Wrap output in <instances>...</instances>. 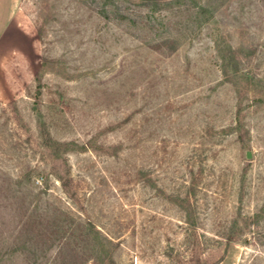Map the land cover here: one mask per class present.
Masks as SVG:
<instances>
[{
  "label": "rangeland",
  "instance_id": "1",
  "mask_svg": "<svg viewBox=\"0 0 264 264\" xmlns=\"http://www.w3.org/2000/svg\"><path fill=\"white\" fill-rule=\"evenodd\" d=\"M9 8L0 241L25 198L102 264H264V0H21L16 39Z\"/></svg>",
  "mask_w": 264,
  "mask_h": 264
},
{
  "label": "trees",
  "instance_id": "2",
  "mask_svg": "<svg viewBox=\"0 0 264 264\" xmlns=\"http://www.w3.org/2000/svg\"><path fill=\"white\" fill-rule=\"evenodd\" d=\"M145 4L159 3L160 0H139ZM166 42H175L174 40ZM163 45V44H162ZM172 50L169 52V54ZM37 98L41 96V85L36 91ZM42 181H45L42 179ZM14 205V204H13ZM9 214V230L3 233L0 241V264H7L15 255H23L25 264H102L98 255H85L81 252L80 244L91 243V232L98 233L92 223H88L89 230L82 225L80 234L77 235L76 228L68 225L57 216H50L49 210L44 211L38 205L31 208V202L25 198ZM7 224V223H6ZM100 241V240H99ZM107 262L112 261V254L106 249L104 241L101 245ZM55 248L53 258L49 257V251ZM49 259H51L49 261Z\"/></svg>",
  "mask_w": 264,
  "mask_h": 264
},
{
  "label": "crops",
  "instance_id": "3",
  "mask_svg": "<svg viewBox=\"0 0 264 264\" xmlns=\"http://www.w3.org/2000/svg\"><path fill=\"white\" fill-rule=\"evenodd\" d=\"M20 3L21 0H9V32L6 34L11 37V39H16L20 37V28L18 27L19 16H20Z\"/></svg>",
  "mask_w": 264,
  "mask_h": 264
}]
</instances>
